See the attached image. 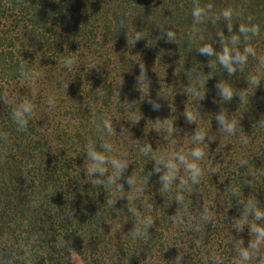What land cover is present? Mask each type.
I'll return each instance as SVG.
<instances>
[{
	"label": "trees",
	"instance_id": "1",
	"mask_svg": "<svg viewBox=\"0 0 264 264\" xmlns=\"http://www.w3.org/2000/svg\"><path fill=\"white\" fill-rule=\"evenodd\" d=\"M196 5H211L202 23ZM240 25L259 29L235 46L255 56L229 74L216 54ZM206 44L213 56L200 54ZM262 60L264 0H0V264H246L239 252L264 227ZM21 100L32 107L23 129ZM92 150L108 161L103 176ZM177 153L202 176L193 184L177 164L166 191L167 169H154ZM113 159H126L123 173ZM247 264H264V244Z\"/></svg>",
	"mask_w": 264,
	"mask_h": 264
},
{
	"label": "clouds",
	"instance_id": "2",
	"mask_svg": "<svg viewBox=\"0 0 264 264\" xmlns=\"http://www.w3.org/2000/svg\"><path fill=\"white\" fill-rule=\"evenodd\" d=\"M211 5L207 6L206 8H202L199 5H196L193 10H192V17L194 22L196 23H202L203 18L207 17L208 14L211 12ZM224 21L227 22V28L228 31H232V24L228 23L232 19L233 16V10L231 8L225 9L221 13ZM259 29L256 26H251V27H246L244 25H240L238 32L239 35H233L231 37L230 44L232 47L225 46L223 48V53L222 54H216L217 55V60L220 65L223 66V68L229 73L232 74L234 73L237 69L234 65H244L247 63V58L249 55L255 56V52L252 47L245 46L243 49V52L239 51L236 49V45L240 41V36H244L246 42L249 40V35H256L258 33ZM167 39L169 41L175 39V33L173 31H167L166 33ZM221 39H223V36H221ZM199 52L201 55H207V56H213L214 55V50L213 47L210 44L203 45L200 47ZM68 63L70 64L71 61L69 60ZM262 63H264V60H262ZM25 78H29L28 74H24ZM146 78L145 76V71L143 65H141V74L140 77L138 78L140 81L144 80ZM255 79H253V83H255ZM219 89V94L223 97L224 100L230 101L232 99V92L229 90L228 87L222 86V85H217ZM194 95H199L198 92H193ZM150 103H152L150 101ZM158 104H153V109L158 110L159 109ZM32 115V107L30 104L27 102H24L21 100L20 105L18 106L17 110L13 114V118L18 126V128L23 129L27 126L28 124V118L31 117ZM188 120H192L191 115L187 114ZM218 125L220 126L221 130L230 134V135H235L237 130H240L238 128V123L237 121H232L229 122L228 119H226V116L221 113L215 117ZM261 124V123H260ZM264 126V125H262ZM108 132H112V129L110 126L106 125ZM204 139V134L202 133H197L194 137L193 140L195 142H201ZM103 147L111 152L112 148L109 144H104ZM150 151V148L146 147L143 149V152L147 154ZM122 156L125 154H121ZM204 153L200 150H193L190 153V157L194 161L201 160L203 158ZM89 159L93 162L94 167L91 168V172L96 175L98 174L99 176L104 175V169L100 167V165H103L107 163L108 161L105 160V158L98 154L95 150H92L88 153ZM172 161H175L173 163ZM160 164H163V167L167 169V174L163 175L161 177V182L164 186V189L167 191L169 184L175 179V172L177 171V164H184L186 166V171L189 173V178L191 179L192 183L195 184L199 181V178L202 176V171L201 168L193 162H189L188 159L185 158L184 155L182 154H175L172 156L167 162H165V158L163 156L159 157L157 159V166L155 167L154 171L155 172H160L161 167L159 166ZM112 165L113 167L117 170L118 175L123 173L125 169L127 168V161L126 159L124 160H119V159H113L112 160ZM109 184H111V178H108L107 181ZM130 184L132 183L131 180L128 181ZM93 183L99 184L101 181L99 179L94 180ZM177 201H183V196L177 195L176 197ZM255 217L257 220L264 218V213H261L257 211L255 213ZM205 219H207L205 217ZM147 225L150 227L152 224V221H146ZM252 231L256 234V240L252 243L249 244L247 249H242L239 252V257L240 260L243 262H249L251 259H253L254 256L259 252V246L261 244H264V227H259V226H253ZM133 235L139 236L141 233L138 230H135L133 232ZM182 257L178 256L176 257L174 264H181ZM219 264V262H217Z\"/></svg>",
	"mask_w": 264,
	"mask_h": 264
},
{
	"label": "rangeland",
	"instance_id": "3",
	"mask_svg": "<svg viewBox=\"0 0 264 264\" xmlns=\"http://www.w3.org/2000/svg\"><path fill=\"white\" fill-rule=\"evenodd\" d=\"M72 262H73V264H84L81 260H80V258L78 257V256H73L72 257Z\"/></svg>",
	"mask_w": 264,
	"mask_h": 264
}]
</instances>
